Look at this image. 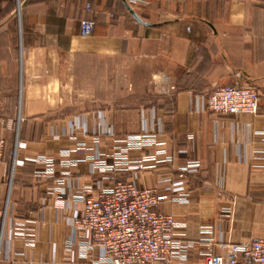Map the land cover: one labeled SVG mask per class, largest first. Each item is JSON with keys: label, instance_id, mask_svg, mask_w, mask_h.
<instances>
[{"label": "crops", "instance_id": "obj_1", "mask_svg": "<svg viewBox=\"0 0 264 264\" xmlns=\"http://www.w3.org/2000/svg\"><path fill=\"white\" fill-rule=\"evenodd\" d=\"M20 1L18 15V0H0V111H9L3 97L16 96L19 79L24 86L12 152L0 168L7 210L0 264H69L72 216L92 184L116 181L166 197L159 210L184 223L176 236L194 243L188 264L222 254L223 242L264 240V111L219 118L207 107L217 87L264 92V0ZM83 19L96 22L88 38ZM144 133L157 135L159 146L129 159L163 150L172 163L116 172L110 182L94 174L99 155L112 165L115 146ZM78 147L81 162L63 165L61 153ZM189 151L202 164L196 175L180 170ZM43 158L55 162L52 174ZM175 181L185 182L186 202L173 201ZM232 203L223 221L221 209Z\"/></svg>", "mask_w": 264, "mask_h": 264}, {"label": "built area", "instance_id": "obj_2", "mask_svg": "<svg viewBox=\"0 0 264 264\" xmlns=\"http://www.w3.org/2000/svg\"><path fill=\"white\" fill-rule=\"evenodd\" d=\"M133 4H143L147 0H131ZM87 9H90L88 7ZM21 12V1L18 0V15ZM96 22L91 19L81 20V36L88 38L95 31ZM175 88L169 86V92ZM208 110L221 118L226 116H258L264 111V92L252 85H235L217 87L207 98ZM103 130L100 137L109 133ZM83 144H80V147ZM157 135L144 133L127 136L115 146L114 163L108 164L99 155L95 161L96 175L103 176V181H112L111 174L116 172L139 171L157 168L164 163H172L171 156L163 150L132 161L129 155L134 151L157 147ZM20 145L17 141L14 159ZM6 151V139L0 136V168ZM81 148L68 149L61 153L67 158L63 165L76 167L77 155ZM166 155V156H165ZM162 157L164 159H160ZM47 166V174L54 171L53 160L41 159ZM201 162L192 158V151L187 152V160L180 170L185 175H196L201 169ZM45 174L38 178L46 177ZM171 181V180H169ZM104 184V183H103ZM92 184L88 196L83 200L80 213H75L70 221L71 237L66 246L65 262L69 264H188L194 243L183 242L176 235L177 230L185 228L174 216L159 210L166 199L155 188H138L134 180L116 181L110 186ZM185 182L175 181L168 189L174 202H186ZM97 186L98 193L93 195ZM234 203L221 209L222 220L231 216ZM7 210L0 207V247L4 238ZM30 241L34 235H25ZM222 254L211 252L204 254L200 264H264V240L252 239L242 244H221Z\"/></svg>", "mask_w": 264, "mask_h": 264}, {"label": "rangeland", "instance_id": "obj_3", "mask_svg": "<svg viewBox=\"0 0 264 264\" xmlns=\"http://www.w3.org/2000/svg\"><path fill=\"white\" fill-rule=\"evenodd\" d=\"M21 80L19 79L17 82V90H16V96H6L3 97V108H6V110L9 111H0V136H3L6 141H7V147H6V152H7V159L9 157V154L12 152L13 148V143H14V137L15 134L17 133V128L18 122L20 121L19 117V108H20V98L21 96H24V86L21 87ZM23 99V98H22ZM2 108V109H3ZM10 108V109H8ZM11 110V111H10ZM19 118V121H18ZM11 121L13 122V130H9L8 128V122ZM22 124H24L21 121V126H20V131H22ZM11 176V174H9Z\"/></svg>", "mask_w": 264, "mask_h": 264}, {"label": "water", "instance_id": "obj_4", "mask_svg": "<svg viewBox=\"0 0 264 264\" xmlns=\"http://www.w3.org/2000/svg\"><path fill=\"white\" fill-rule=\"evenodd\" d=\"M126 6L129 12L131 13V15L135 18V20H137L141 24H144V22L139 19V17L135 14V12L128 6V4H126Z\"/></svg>", "mask_w": 264, "mask_h": 264}]
</instances>
